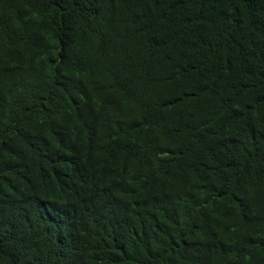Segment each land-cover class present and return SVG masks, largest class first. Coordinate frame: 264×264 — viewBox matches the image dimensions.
Instances as JSON below:
<instances>
[{"label": "trees", "instance_id": "trees-1", "mask_svg": "<svg viewBox=\"0 0 264 264\" xmlns=\"http://www.w3.org/2000/svg\"><path fill=\"white\" fill-rule=\"evenodd\" d=\"M0 264H264V0H0Z\"/></svg>", "mask_w": 264, "mask_h": 264}]
</instances>
